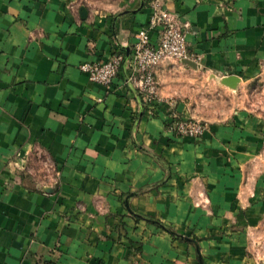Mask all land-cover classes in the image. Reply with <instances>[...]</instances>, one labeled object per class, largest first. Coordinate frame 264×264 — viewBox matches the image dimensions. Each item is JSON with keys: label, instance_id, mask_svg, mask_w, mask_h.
<instances>
[{"label": "crops", "instance_id": "obj_1", "mask_svg": "<svg viewBox=\"0 0 264 264\" xmlns=\"http://www.w3.org/2000/svg\"><path fill=\"white\" fill-rule=\"evenodd\" d=\"M161 1L188 24L196 68L163 59L150 110L127 82L150 0H0V264H200L151 219L200 238L204 264H253L246 236L264 217L255 117L206 116L198 137L171 126L200 117L204 87L264 67V0ZM116 52L125 60L109 87L79 69Z\"/></svg>", "mask_w": 264, "mask_h": 264}, {"label": "built area", "instance_id": "obj_2", "mask_svg": "<svg viewBox=\"0 0 264 264\" xmlns=\"http://www.w3.org/2000/svg\"><path fill=\"white\" fill-rule=\"evenodd\" d=\"M152 14L148 22L136 34L127 60L131 74L127 82L138 91L142 104L152 110L157 102L158 84L154 77L155 67L165 58L181 62L183 59H194L188 54L186 44L187 23L182 22L177 13L163 7L161 0H150ZM156 31L153 41L151 32ZM125 56L113 53L102 62H86L79 69L88 74L91 82L109 87L119 71ZM207 123L195 118H179L173 122L171 130L178 136H201L207 129Z\"/></svg>", "mask_w": 264, "mask_h": 264}, {"label": "rangeland", "instance_id": "obj_3", "mask_svg": "<svg viewBox=\"0 0 264 264\" xmlns=\"http://www.w3.org/2000/svg\"><path fill=\"white\" fill-rule=\"evenodd\" d=\"M87 4L90 0H80ZM218 84L225 86L218 82ZM238 86V85H237ZM227 87V86H225ZM228 88V87H227ZM203 96L196 105L198 120L208 122L206 116H224L234 109L247 110L256 119V126L261 128L260 138L264 143V67L253 74L246 82L241 83L235 89H206L204 87ZM197 119V118H195ZM262 147V146H261ZM261 154L264 160V145L257 153L256 160ZM248 255L252 257L253 264H264V217L258 227L252 229L247 234Z\"/></svg>", "mask_w": 264, "mask_h": 264}, {"label": "trees", "instance_id": "obj_4", "mask_svg": "<svg viewBox=\"0 0 264 264\" xmlns=\"http://www.w3.org/2000/svg\"><path fill=\"white\" fill-rule=\"evenodd\" d=\"M142 1H143V4H145V2H146L147 0H142ZM140 97H141V96H140ZM141 101H142V98H141ZM166 126H168V124H166ZM132 214L134 215V217H135L136 219L142 217V216H139V215L134 214V213H132ZM142 218H144V219H146V220L151 219V218H149V217H147V216L142 217ZM151 220H152L155 224H157L158 226L162 227L163 229H165L166 231H168L169 233H171V234H172L175 238H177V239H183L184 237H187L188 240H186V241H187L188 243H190L191 245H193L194 248L196 249L197 256H198V261L200 262V264H204V263L202 262L201 255H200V253H199V241H200V238H198V237H196V236L189 237V236H181V235H178V234H177L175 231H173L169 226L164 225L163 223L159 222L158 220H154V219H151Z\"/></svg>", "mask_w": 264, "mask_h": 264}, {"label": "water", "instance_id": "obj_5", "mask_svg": "<svg viewBox=\"0 0 264 264\" xmlns=\"http://www.w3.org/2000/svg\"><path fill=\"white\" fill-rule=\"evenodd\" d=\"M184 64H187L193 68H196V64L193 60L185 58L181 61ZM220 83L231 88V89H235L238 85V83L240 82V78L236 75H226L224 77H222L220 80ZM184 240H188L187 237L183 238Z\"/></svg>", "mask_w": 264, "mask_h": 264}]
</instances>
